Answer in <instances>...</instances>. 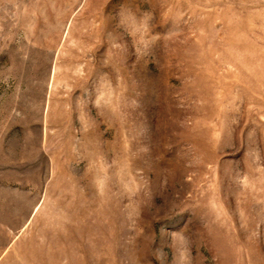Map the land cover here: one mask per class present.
Masks as SVG:
<instances>
[{
	"label": "rangeland",
	"instance_id": "obj_1",
	"mask_svg": "<svg viewBox=\"0 0 264 264\" xmlns=\"http://www.w3.org/2000/svg\"><path fill=\"white\" fill-rule=\"evenodd\" d=\"M0 264H264V0H0Z\"/></svg>",
	"mask_w": 264,
	"mask_h": 264
}]
</instances>
